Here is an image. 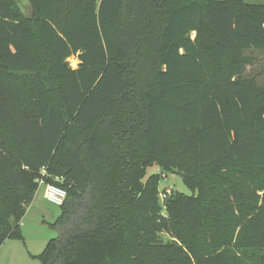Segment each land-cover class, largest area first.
Segmentation results:
<instances>
[{
	"label": "trees",
	"instance_id": "trees-1",
	"mask_svg": "<svg viewBox=\"0 0 264 264\" xmlns=\"http://www.w3.org/2000/svg\"><path fill=\"white\" fill-rule=\"evenodd\" d=\"M25 1L0 0V248L45 168L68 195L41 264H264V5ZM155 166L197 195L161 205Z\"/></svg>",
	"mask_w": 264,
	"mask_h": 264
},
{
	"label": "rangeland",
	"instance_id": "rangeland-1",
	"mask_svg": "<svg viewBox=\"0 0 264 264\" xmlns=\"http://www.w3.org/2000/svg\"><path fill=\"white\" fill-rule=\"evenodd\" d=\"M19 6L25 14H28L29 6L25 0H17ZM215 2H224L227 0H212ZM246 5H264V0H243ZM254 63L247 69L246 77L254 79L258 86L264 85V52L254 53ZM70 65L77 68L79 61L76 57L69 59ZM23 89V99L21 103H25L27 107L33 101L32 84L29 82H21ZM260 91V90H258ZM260 95V92L254 94ZM157 171L161 175L160 181V195L159 200L161 205L164 204L166 196L164 191L168 193L180 192L186 195H197V191H192L183 182L180 175L172 172H164L155 166L150 170ZM59 183L63 181L62 178L56 180ZM45 184H40L36 197L33 203L28 207L27 212L20 223L23 239L12 240L9 239L0 248V264H41L39 256L44 252L48 243L58 236V232L51 226L58 220L61 215V208L49 203L45 198ZM165 214V213H164ZM163 241L167 243L169 237L163 235ZM178 243V242H177Z\"/></svg>",
	"mask_w": 264,
	"mask_h": 264
},
{
	"label": "built area",
	"instance_id": "built-area-1",
	"mask_svg": "<svg viewBox=\"0 0 264 264\" xmlns=\"http://www.w3.org/2000/svg\"><path fill=\"white\" fill-rule=\"evenodd\" d=\"M47 176V170L45 168H42L41 170V177L37 179V182L40 184H45V198L46 200L58 207H61L66 198H67V191L66 189L62 188L59 185L47 183L45 180V177ZM56 180H59L58 178Z\"/></svg>",
	"mask_w": 264,
	"mask_h": 264
},
{
	"label": "crops",
	"instance_id": "crops-1",
	"mask_svg": "<svg viewBox=\"0 0 264 264\" xmlns=\"http://www.w3.org/2000/svg\"><path fill=\"white\" fill-rule=\"evenodd\" d=\"M36 197V196H35ZM35 199V198H34Z\"/></svg>",
	"mask_w": 264,
	"mask_h": 264
}]
</instances>
